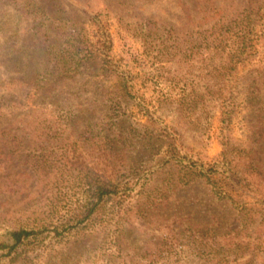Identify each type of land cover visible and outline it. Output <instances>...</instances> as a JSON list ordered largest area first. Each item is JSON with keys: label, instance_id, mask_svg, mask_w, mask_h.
Wrapping results in <instances>:
<instances>
[{"label": "trees", "instance_id": "trees-1", "mask_svg": "<svg viewBox=\"0 0 264 264\" xmlns=\"http://www.w3.org/2000/svg\"><path fill=\"white\" fill-rule=\"evenodd\" d=\"M176 1L179 25L152 20L129 0H102L78 30L59 7L53 12L44 0L9 1L21 14V27L0 56V264H97L100 251L110 264H169L176 252L202 264L257 255L258 235L248 232L254 205L236 184L250 187L256 175L264 177V129L250 127L246 145L223 138L221 151L211 159L186 151L175 126L161 117L164 97L146 95L148 82L136 83L112 56L108 19L125 14L133 26L139 24L145 48L155 49L156 56L170 53L168 40L176 42L178 53L184 51L190 45L179 36L199 31L205 47L224 53L213 69L214 86L249 60L246 48L252 38L264 37V0ZM92 64L108 75L114 94L108 110L116 115L106 126L92 119L100 100L93 89L96 81L90 80ZM98 72L95 76L103 74ZM243 79L245 101L259 113L264 63H253ZM63 98L70 99L63 104L65 115L58 112ZM121 99L130 101L146 123L123 127L129 115L119 113ZM151 124L154 133L148 130ZM140 145L158 149L144 167L132 160V149ZM162 173L168 176L158 182ZM197 179L214 200L236 211L237 229L189 226L159 214L158 206L175 186ZM64 182L77 190L73 202L58 197ZM62 200L66 206L60 209ZM156 224L157 233L151 229ZM237 231L247 239L240 241Z\"/></svg>", "mask_w": 264, "mask_h": 264}, {"label": "rangeland", "instance_id": "rangeland-1", "mask_svg": "<svg viewBox=\"0 0 264 264\" xmlns=\"http://www.w3.org/2000/svg\"><path fill=\"white\" fill-rule=\"evenodd\" d=\"M9 1L0 0V13L4 12V16L2 15L0 19V56L9 49L12 43V33L16 31V28L20 29L21 27L20 24L17 26L18 17H21V14L9 6ZM129 1L152 20H165L179 25L181 7L176 0ZM44 2L53 12L59 7L60 13L69 19L72 27H77L76 30L79 29L80 21L84 20L86 13L91 8L98 9L102 5V0H44ZM138 28H140L139 24L133 26L125 14L121 19L116 16L108 19V29L113 41L111 54L122 67L131 71L136 83L148 82L146 95L161 99L164 97L161 117L167 123L175 126L176 135L186 151L205 160L211 159L221 151L223 138L231 139L232 144L235 145H246L250 141V127H253L254 130L264 129L262 112L264 111V99L260 112L255 113L245 101L243 79L244 72L253 63H264V37L252 38V42H248L246 51L249 60L233 72L228 81L221 79L216 85L211 86L215 81L213 69L220 62L224 53L221 49L214 48L210 51L205 47L199 31H188L187 33L191 35L179 36L178 40H185L187 45H190L184 51L178 53L175 49L176 42L172 43L171 40H168L167 51L170 53L156 56L155 49L145 48ZM19 38L21 39L22 35H19ZM228 47L226 45V51ZM89 70L92 74L90 80L96 81L93 84V89L97 91L100 99L97 101L99 109L92 119L101 123L102 126H106V123L111 122L113 116L116 115L108 110L109 100L114 95L108 87L109 77L99 70L98 64H92ZM97 70L98 74H103L95 76ZM113 80L114 78H112V82ZM223 93L227 95L223 96ZM88 95L91 96L90 93ZM32 97L33 93H30L29 102H32ZM69 100L66 98L61 100L62 108L59 109V113L65 115L67 110L63 104ZM120 103L119 113L125 112V115H129L127 121L122 125L123 127H128V124L137 126L135 125L137 121L146 123V118L137 112L136 107L130 101L121 99ZM48 108H50V104H48ZM226 110L229 111L228 115ZM223 116L224 118H222ZM227 116L230 117L228 124ZM118 124L120 126L121 121H118ZM155 127V125H149V132L154 133ZM132 150L134 156L132 160L138 166L142 165L143 167L146 166L148 160L157 157L155 154L158 152L156 145L154 148L140 145ZM260 152L264 153V148L260 149ZM244 153L247 151H242V154ZM171 172L173 176L176 175L175 169ZM167 176L168 174L162 173L157 181L166 179ZM247 176L249 177V175ZM261 176L256 175L252 178L250 187L244 185L242 187L240 183L236 184L245 199L253 202L254 205L253 211H251L254 213V222L248 232L252 233L253 238L258 235L257 255L253 260L249 256H242L231 261L230 264H264V215L263 218H260L261 221L259 219L264 213V177ZM63 186L58 197L71 199L72 201H70L73 202L78 195V193H74L77 190L70 185V182H64ZM60 202L63 204L60 208L62 209L66 206V201ZM157 211L160 215L175 220L176 223L181 222L189 226L212 223L217 225L218 229L227 231L228 229L235 230L239 225L236 211L225 201L214 200L207 185L201 179L194 180L184 186H175L168 193L167 199L158 206ZM176 223L174 225H177ZM158 226L159 224L153 225L151 229L157 233ZM244 236L245 238H243ZM235 237L240 241L247 239L243 231H237ZM105 255L102 251L97 252V264H110L106 261ZM170 260L169 264H202L201 259L185 252H181V255L177 252L174 253Z\"/></svg>", "mask_w": 264, "mask_h": 264}]
</instances>
